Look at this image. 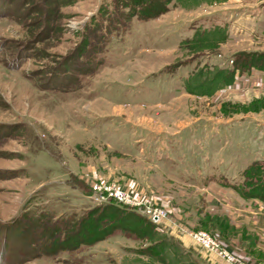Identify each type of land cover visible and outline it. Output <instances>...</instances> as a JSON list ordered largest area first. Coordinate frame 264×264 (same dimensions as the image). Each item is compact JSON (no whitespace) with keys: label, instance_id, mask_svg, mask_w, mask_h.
<instances>
[{"label":"rangeland","instance_id":"obj_1","mask_svg":"<svg viewBox=\"0 0 264 264\" xmlns=\"http://www.w3.org/2000/svg\"><path fill=\"white\" fill-rule=\"evenodd\" d=\"M257 1L170 0L145 18L135 0H0V264H183L172 229L193 241L183 251L198 264L202 254L225 261L198 245L197 231L233 252V264H264V235L233 216L247 214L238 168L264 162ZM220 155L241 179H190L196 157L207 172ZM101 181L144 205L95 201ZM145 204L163 212L157 222ZM110 206L133 216L110 229L125 216ZM71 217L90 233L52 254ZM46 222L53 237L36 230ZM155 239L166 242L150 247Z\"/></svg>","mask_w":264,"mask_h":264},{"label":"trees","instance_id":"obj_2","mask_svg":"<svg viewBox=\"0 0 264 264\" xmlns=\"http://www.w3.org/2000/svg\"><path fill=\"white\" fill-rule=\"evenodd\" d=\"M135 1H136V4L140 3L142 5L140 8L141 9L140 12L142 13L141 15H144L145 18L157 16V15L163 13L167 9V4L170 3V0H143V1L135 0ZM252 53L253 52L248 53L247 56L251 57L252 55H255V53H253V54ZM256 55L261 56V58H263V60H264V52H258V54H256ZM60 71L62 72L64 70H60ZM73 72L78 73V74L83 73V71L80 72V70H77V69H75ZM242 175L244 178L243 182L235 186L238 193L240 194V196L245 198V199H258L264 203V162L263 163L258 162V161L252 162L249 166H247V168L244 169ZM110 208L112 210H114L115 213H117V214L125 215V216L121 215L119 221L117 220V217H116V222L115 223L113 222L111 224V226L109 225V227H111L110 229H114L115 227L120 226L119 223L122 224L126 218L133 216V214H131L130 212H128V211L126 212V208H124V207L116 206V208H113L110 206ZM69 219L70 220H68L67 223H65V224H69V222H71L70 224H72V222H74L72 217ZM74 223L70 226L67 225V228L66 227L64 228L65 231H67V232L61 241H59L58 239H55V242H57V243H55L56 244L55 247H57V248L55 249V251L52 254H55L56 252H59V251L69 250L68 247H70L71 245H73V244L76 245L78 243H82L85 240L84 239V233L86 232V230H84L83 228H81V229L74 228V226H73ZM144 224H145L144 228L141 227V232L144 234L148 233V238L150 239L151 236L149 235V232L151 231V234H152V229H154L155 227L152 223H149V222H146ZM75 225H76V223H75ZM51 226H53V225L51 224ZM39 227L44 229V231L42 233H46V232L51 231L49 233V235L51 237H53L58 231V229H56V228L53 229V227H49V224H47V222L44 224L40 223L39 226H36V230ZM45 229H47V230H45ZM67 229H70V231H68ZM144 229L147 230V232H145ZM53 231H55V233ZM86 233H90V232L88 231ZM103 233H104V231H103ZM102 234L97 235L95 239L96 240L102 239L104 237ZM153 234H155V233H153ZM172 241L173 242H171V244L174 243V244H177L178 246H180L179 241H177L175 239ZM43 242L39 246H42L43 244L45 245V243H43ZM165 242H166L165 239H155V241H153V243L150 244V247L162 246L163 244H165ZM31 243L34 245H37L35 239H33V240L31 239ZM52 246H53V244L49 245V247H52ZM179 249H182L181 246ZM181 251H182L181 254L177 255L178 261L181 259H185L184 255H186V253L188 254V252H186V251L185 252L183 250H181ZM160 259L163 260V262H165V263L168 260L164 256H161ZM195 264H198V263L195 262Z\"/></svg>","mask_w":264,"mask_h":264},{"label":"crops","instance_id":"obj_3","mask_svg":"<svg viewBox=\"0 0 264 264\" xmlns=\"http://www.w3.org/2000/svg\"><path fill=\"white\" fill-rule=\"evenodd\" d=\"M230 1V0H229ZM236 1V0H235ZM257 6L255 7V10L253 11V14H255V18H259V20H261L262 18V8H264V0H258L256 2ZM261 34V36L264 38V32H259ZM259 35V34H258ZM260 36V35H259ZM244 124L239 123L238 126L235 127H239L242 128ZM232 129L228 128L227 126L224 128L219 127L216 130V135H221V137H219L220 139H222V136H226L228 133H231ZM241 131V130H239ZM225 133V134H224ZM238 134V133H235ZM238 138L240 139L239 135ZM258 138V137H256ZM239 139H235L236 143H239V147L241 149H244L245 147H247L245 144H243V142ZM234 141V142H235ZM254 143L255 141H257V139L253 140ZM253 141L251 142V144H253ZM230 142V141H228ZM227 141L224 142L223 146L226 147L228 143ZM221 142L218 143V145H220ZM262 143H264V141H262ZM195 163L198 162V165H200L201 167H199L195 174L189 175L190 179H201L203 180V183L200 184L201 187H207L209 185V182H218L220 184L223 183V181H228V184L232 183V182H236L238 181V179H241L238 175L237 180H235V176H233L226 168H225V163L222 162V156L220 155V158L218 160V162L216 164H214L212 167H210V169L207 170V172H204V169L202 167V165H204L205 163H203V161H200L198 157L195 158ZM254 160V158H250L248 159L243 165L242 168H238L240 171L243 170L244 168H246L252 161ZM234 180V181H233ZM240 181V180H239ZM214 185V184H212ZM223 185H225V182L223 183ZM223 187V186H222ZM222 189V188H221ZM232 192H234L231 189H228ZM229 191H227V187L225 190H219L218 189V193L217 194H222V195H226L225 193H227ZM241 206H244L245 209H243L244 211L247 212V214L249 213V215L244 214L242 215L241 213L236 212V216L233 215L236 222L239 223H245L247 225L248 228H251L253 230H255L256 232L263 234L264 235V203L260 200L257 199H250V200H240L239 202ZM172 232L176 235L174 239H176L177 241L180 242V246L182 248V250H184L185 248L191 249V246H193V241L185 235H179L177 234V231H175L174 229H172ZM202 261H199V264H227L225 262H222L221 260H219L217 258V256L210 254V255H206V254H202L201 256ZM184 258L186 259V261H184L183 264H195V259L192 258V256H190V254L184 255ZM167 264V263H166Z\"/></svg>","mask_w":264,"mask_h":264},{"label":"built area","instance_id":"obj_4","mask_svg":"<svg viewBox=\"0 0 264 264\" xmlns=\"http://www.w3.org/2000/svg\"><path fill=\"white\" fill-rule=\"evenodd\" d=\"M93 199L98 202L115 201L118 204L127 206L140 207L144 205L141 196L135 192H129L120 184L110 181L96 182L93 185ZM146 203V200H144ZM147 205V204H145ZM147 212L151 215L153 222H157L163 212L158 209H152L147 205ZM145 210V212H146ZM153 211V212H152ZM155 211V212H154ZM153 213V214H152ZM191 237L200 245L206 252H215L225 262L235 263V255L233 252L223 248L219 243L207 232L197 231L191 234Z\"/></svg>","mask_w":264,"mask_h":264}]
</instances>
